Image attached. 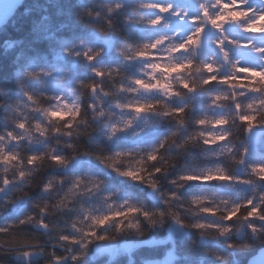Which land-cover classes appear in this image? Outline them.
I'll return each instance as SVG.
<instances>
[{
    "label": "clouds",
    "instance_id": "obj_1",
    "mask_svg": "<svg viewBox=\"0 0 264 264\" xmlns=\"http://www.w3.org/2000/svg\"><path fill=\"white\" fill-rule=\"evenodd\" d=\"M117 2L124 7L117 8ZM148 2L150 0H17V13L7 19L0 18V135L6 130H15L24 137L16 141L5 136L0 144L6 152H15L19 157L0 163V178L19 180L22 170L36 173L39 168L44 173L52 169L47 156L56 149L63 150L70 161L66 171L74 172L84 181L79 188H70L68 180L63 185L53 181L51 191L18 200L25 192L36 190L34 185L29 187L25 179L20 183L22 191L7 187V198L0 193V217L4 220L18 210L36 214L33 202L43 196L50 225L38 237L41 242L30 249V255L26 254L27 241L14 239V233L0 236V264H58L55 255L62 257L59 264H264V202L252 191L253 185L236 180L219 181L214 186H202L199 191L190 192L189 184L178 177L192 167L202 168L208 163L203 154L209 148L202 143L186 150L175 146L166 148L156 164L145 155L175 128L173 118L161 117L159 113L166 105L190 103L191 94L185 82L198 85L208 77L203 64H215L222 72L229 71L233 65H237L239 72L240 67L253 60L257 65L264 64V54L255 51L257 47H264L261 31L264 19L257 15L264 8V0H246V3L237 0L236 8L247 12V16L240 17L239 21L231 18L218 21L224 31L208 24L200 43L186 51H179L178 44L187 30V21L169 17L156 27L150 23L152 10L139 7ZM174 3L178 9L184 6L177 0ZM201 3L208 6L212 14L219 11L211 7L214 0H190L191 6H185L186 10L190 15L199 12L204 20ZM247 5L254 11H249ZM129 16L133 18L132 25H129ZM18 18L24 20L22 27H17ZM257 20L260 22L254 27L247 26ZM130 27H134L135 37ZM161 36H167L168 40L156 50L145 51L150 56L161 57L168 67L153 70L149 65L161 60L138 58L135 54L142 45ZM225 36L229 41L239 42L234 45L226 41L224 47L230 53L227 59L216 44ZM106 41H111L112 46H106ZM173 47H177L176 52L170 51ZM89 50L92 55L100 53L93 62L83 55ZM79 66L86 68L88 74L81 73ZM93 68H99L104 73L103 78L97 76ZM137 78L153 85L160 81V85L141 87L134 82ZM242 79L243 76L238 77ZM89 81L95 82L100 91L90 90ZM166 87L172 94H168ZM198 95L202 102L197 104L196 114L206 115L209 120L204 130L217 135L230 131L231 137L224 147L232 149V156L242 159H246L244 149L249 148L250 156L255 146L247 143L249 133L238 119L244 110L234 113L227 106L231 101L225 102L224 108L215 107L211 92H198ZM251 95L240 98L241 102L246 104ZM157 100L161 101L158 105ZM138 103H151L155 107L139 112L135 108L118 107ZM69 105L80 106L78 116L72 115L75 108ZM58 108L68 115L50 117L43 110ZM221 113L229 118L226 129L211 123ZM260 119L264 120V110L260 111ZM18 121H24L27 127L18 129ZM127 121L131 124L126 126ZM36 122L46 127V136L36 129ZM68 124L72 125L67 129L72 132L71 137L62 134ZM114 126L120 131L113 132ZM56 128H60L61 133H56ZM169 139L171 142L173 138ZM121 140L126 143L117 147ZM69 143L75 144L76 149L68 148ZM259 147L264 151V145ZM219 148L217 146V150ZM74 151L76 160H72ZM114 151L132 153L121 159V168L138 167L141 159L149 172L157 166L163 168L164 171L152 177L157 186H150L147 178L142 182L127 180L111 173L93 156L80 155ZM32 152L43 154V159L29 164L28 155ZM222 159L228 174L252 176L249 167L233 164L228 154ZM197 160L200 163H195ZM113 175L120 181L119 185L111 183ZM90 177L96 179L89 183ZM252 179L264 191V182L256 181L254 176ZM133 182L143 186V195L124 187ZM171 193L176 194L175 198ZM254 196L257 198L255 214L249 216L251 208L248 207L235 212L234 205L243 204ZM193 197L209 200L193 204ZM203 207H212L216 212L203 213ZM129 208L140 211L129 212ZM117 212L123 215L114 216L104 225L98 223L99 218ZM195 224L203 226L194 227ZM173 230L182 231L183 238L172 239ZM40 231L35 224L28 229L30 234ZM64 235L75 237L76 242L62 239ZM98 236L106 238L101 240Z\"/></svg>",
    "mask_w": 264,
    "mask_h": 264
},
{
    "label": "snow or ice",
    "instance_id": "obj_2",
    "mask_svg": "<svg viewBox=\"0 0 264 264\" xmlns=\"http://www.w3.org/2000/svg\"><path fill=\"white\" fill-rule=\"evenodd\" d=\"M246 3V0H245ZM237 0H214V3L211 5L213 8H219V11L215 14L210 13L209 7L201 3L199 5L200 9L203 11L204 20L201 19L200 13L189 14L186 10L185 6H181L179 9L177 8L174 0H150L148 3H141L139 7L151 9L153 13V18L150 20L152 25L159 27L162 22H164L169 17L176 18L178 20L187 21V30L184 32V35L180 37V43L178 44L179 51L188 50L193 44H199L203 33L206 31L208 24L215 29L220 31H224V27L218 21H225L231 18L233 21H239L240 17H246L247 12L241 11L236 8ZM249 11H254L250 5H247ZM117 8L124 7L123 4L117 2ZM133 10L135 9V5L132 6ZM261 19H264V8L261 9V13H257ZM207 21V22H205ZM129 25H132L133 18L131 16L128 17ZM260 21H252L247 26L254 27ZM133 36L135 37V29L134 27H130L129 29ZM264 32V28L261 29ZM166 40H168L167 36H161L159 39L155 40L150 44L142 45L136 51V57H149L151 59H159L161 63H152L149 65L153 70L161 67H168V65L162 63L161 57H153L145 51V49L151 48L153 50L157 49L158 45H161ZM232 43L234 45L239 44L236 40H228L225 36L216 41V44L219 46L221 53L227 59L230 56V53L225 50V43ZM106 46L111 47V41H106ZM244 46H248L245 44ZM131 47V46H130ZM172 52L177 51V47H173L170 49ZM255 51L261 54H264V47H257ZM89 51H85L83 55L90 62L95 61L96 55L100 53H96L95 55L89 54ZM79 55V54H78ZM128 59H132V57H127ZM178 67V66H177ZM208 72V77L202 79L200 83L194 84L191 81H186L187 91L191 94V102H178L172 104L170 106L165 107L163 111L159 113L161 117L164 118H173L175 123V128L172 129L168 134L163 136L157 144L147 151L145 155L147 159L151 161L153 164H156L159 160H161V153L166 150V148L175 146L178 149H187L189 146H197L199 144H203L209 148V151L205 152L204 159L208 162L202 168L192 167L190 171L181 173L179 175V180L187 182L188 184H192L194 187H211L214 186V182L219 181H232L236 180L238 183L253 185L252 191L258 193L259 201L264 202V191L261 190L260 184L254 183L252 176L255 177L256 181L264 182V151L260 150V145H264V120L260 119V111L264 110V64L257 65L255 60H253L248 65L239 68V72L236 71L237 65H233L229 71L222 72L220 68H218L215 64L205 63L202 65ZM93 72L103 78L104 73L99 68H93ZM239 76H243L242 80H238ZM136 84L141 87H158L160 85V81H157L156 85L146 82L143 79L137 78L134 81ZM87 86L92 91H100L97 89V85L95 82L89 81L87 82ZM103 87V86H101ZM121 90H123V84L120 85ZM246 90V91H245ZM129 91H133V89H129ZM166 91L168 94H172V90L166 87ZM211 92L214 93L212 98V103L215 107L224 108L225 102L231 101L227 106L231 108L234 113L244 111L238 115V119L242 124L246 126V131L249 133L248 144L255 146V149L251 152L249 156V148L244 149L246 159H242L239 156H232V149L229 147H224L227 139L231 137L230 131H222L219 135L213 132L205 131V127L209 124V120L206 115H197V104L202 102V97L198 95V92ZM251 98L248 102L242 103L240 98L248 97L249 94ZM107 95L106 92L103 93ZM179 95V93H176ZM32 99V97H29ZM62 99V98H61ZM161 101L157 100L155 103L158 105ZM103 106V105H102ZM69 108H75V111L72 112L73 116H78L80 113V106L69 105ZM94 109L95 105H91ZM118 107H127V108H135L137 112L141 109L147 111L151 110L155 107L154 104L151 103H143V104H127V105H118ZM45 113L50 117H64L68 115L67 112L63 111L62 108H58L56 111H52L51 109H43ZM147 123V122H146ZM211 123L217 125L222 129H226L229 124V118L226 114L221 113L214 121ZM131 121L126 122V126L130 125ZM71 124L65 126V131H63V135L66 137H71L72 132L70 130ZM16 127L18 129H25L27 127L24 121H18ZM35 127L38 131L42 132L43 135H47L46 127L40 123L36 122ZM189 129H192L189 131ZM259 130V131H258ZM56 133H61L60 128L54 129ZM120 131L118 126L113 127V132ZM5 136L9 140L22 141L24 137L22 135L17 134L15 130H6L3 135H0V144L3 143V139ZM170 137L173 139L170 142ZM217 146H220L219 150H217ZM68 148L76 149V145L73 143L67 144ZM228 154L231 157V162L236 165H245L251 169L252 176L245 175H236L233 176L228 174L225 167L223 166L225 161L222 157ZM80 155H91L97 161L101 162L103 166L108 169L111 173L115 175H119L127 180L142 182L146 178L152 187H156L155 181L152 179L154 174H158L164 171L163 168L157 166L149 172L146 168L143 167L144 161L141 159L138 163L139 166L135 168H121L120 161L125 156H131L132 153L122 152V151H114V152H84L80 153ZM19 157L15 152L5 151L3 147H0V163H8L11 160H18ZM43 159V154L39 152H32L28 155V163L35 164L36 161H41ZM47 159L51 162V168L54 171L51 175H45L40 172V169L37 168L36 173L25 171L19 172V180H13L9 177L0 178V193L5 194L6 197V188L13 187L16 191H22L20 188L21 181L27 179L28 186H35V189L38 190L36 194L25 192L23 196L18 197V200H23L24 197L27 196H38L39 193H46L52 190L53 181H59L61 185L64 184L65 180H68L70 188H79L80 185L84 182L83 179L76 175L74 172H68L66 169L69 166V159L65 155L63 150L53 149L51 154L47 156ZM77 159V154L74 151L72 155V160ZM249 160L251 163H249ZM195 163H200V161H195ZM65 169V171H60L59 169ZM95 177L89 178V183L94 181ZM172 198H175L176 194H170ZM209 200L208 197H193V204H199L203 201ZM43 201V203H41ZM9 203H16V201H9ZM47 203L46 199L43 196H39L38 200L33 202V207L36 209V214L34 213H25L23 211H15L12 212L9 217L4 220L3 223H0V236H7L10 233H14V239H22L27 241L25 247L29 249L26 254H31L30 249H33L37 246L41 241L38 239L39 236L43 235V230H46L50 227L48 222V208L45 206ZM257 203V198L254 196L251 199H246L243 204L234 205L235 212H239L241 207L251 208V211L248 212V215L251 216L256 213V208L254 205ZM129 212H139V208H129ZM203 213H215L216 209L212 207H203L201 209ZM146 216L147 212L144 213ZM123 215V213L117 212L113 215H105L102 218L98 219V223L101 225L106 224L111 221L113 217H119ZM161 215H163V210H161ZM229 215H232L230 213ZM96 218H94L95 221ZM227 219V217H226ZM179 222V221H178ZM33 224L36 227L41 229L40 232H32L31 234L28 232ZM31 226V227H30ZM182 226V225H181ZM202 224H195L194 227H202ZM90 235H97L96 233H90ZM184 233L179 230H173L171 233L172 239H182ZM65 240H70L75 243L76 238L73 236L64 235L61 237ZM104 236H98V239H105ZM55 259L59 264V261L62 260V257L59 255H55ZM75 259V257H73Z\"/></svg>",
    "mask_w": 264,
    "mask_h": 264
},
{
    "label": "trees",
    "instance_id": "obj_3",
    "mask_svg": "<svg viewBox=\"0 0 264 264\" xmlns=\"http://www.w3.org/2000/svg\"><path fill=\"white\" fill-rule=\"evenodd\" d=\"M178 3L184 5V6H191L190 4V0H177ZM17 13V9L9 16V17H12L14 16V14ZM24 24V20L22 18H18L17 19V27H22ZM143 35H147V33H143ZM105 59V62L107 60V57L104 58ZM79 71L81 73H83L84 75H87L88 74V71L86 68H84L83 66H79ZM126 142L121 140V141H118L117 142V147H120V146H123ZM54 171H57V170H53V169H46L44 174L45 175H51L53 174ZM111 183L113 184H116V185H119L120 184V181L118 179H116L115 175H113L111 178ZM214 185H216V182H214ZM125 188L127 189H130L132 192L138 194V195H143L141 189L143 186H139L136 182H133L131 184H125L124 185ZM189 188V191L190 192H197L200 190V187H194L191 183L187 186ZM36 192H38V190H35L34 191V195L36 194ZM27 207H30V205H28ZM22 211V210H21ZM4 222V218L3 217H0V223H3ZM31 227V226H30Z\"/></svg>",
    "mask_w": 264,
    "mask_h": 264
},
{
    "label": "water",
    "instance_id": "obj_4",
    "mask_svg": "<svg viewBox=\"0 0 264 264\" xmlns=\"http://www.w3.org/2000/svg\"><path fill=\"white\" fill-rule=\"evenodd\" d=\"M17 9V0H0V18L7 19Z\"/></svg>",
    "mask_w": 264,
    "mask_h": 264
}]
</instances>
